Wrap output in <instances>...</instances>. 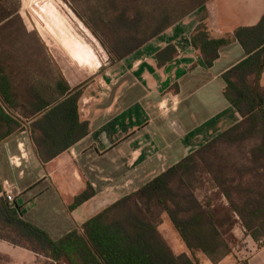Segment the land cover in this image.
<instances>
[{
  "label": "trees",
  "instance_id": "1",
  "mask_svg": "<svg viewBox=\"0 0 264 264\" xmlns=\"http://www.w3.org/2000/svg\"><path fill=\"white\" fill-rule=\"evenodd\" d=\"M210 0H71L92 27L104 35L114 62L121 61L168 28L203 8ZM21 0H0V141L28 130L36 152L47 163L89 134L82 120L86 85L72 88L46 56L24 43ZM27 35L30 34L28 31ZM238 41L247 57L228 70L224 94L242 120L177 164L97 215L81 229L60 239L26 221L23 207L11 204L0 180V241L27 249L45 264H202L196 252L213 264L234 255L240 240L234 229L241 222L246 235L264 244V16L253 27L216 37L208 21L191 37L193 46L212 67L219 52ZM43 51V50H42ZM176 47L156 54L158 66L173 61ZM254 142L243 164L232 160L230 147ZM256 173V181L247 179ZM259 175V176H258ZM204 190L205 200L198 196ZM88 188L71 209L95 195ZM212 194V195H211ZM226 199V203L219 200ZM166 215L191 255H176L159 228ZM11 259L0 253V261Z\"/></svg>",
  "mask_w": 264,
  "mask_h": 264
},
{
  "label": "crops",
  "instance_id": "2",
  "mask_svg": "<svg viewBox=\"0 0 264 264\" xmlns=\"http://www.w3.org/2000/svg\"><path fill=\"white\" fill-rule=\"evenodd\" d=\"M263 16L264 0H210L113 62L101 79L84 88L80 112L90 124L89 134L50 162H42L27 129L0 141V180L17 187L24 219L60 239L238 124L242 117L224 94L223 75L247 57L244 48L231 42L209 67L191 37L203 21L221 37L256 26ZM170 44L178 54L159 67L156 54ZM13 156L20 158V167L11 164ZM88 188L95 195L71 209ZM163 219L180 247L174 249L164 236L174 253L188 254L171 221L166 215ZM237 227L234 233L246 246L218 264H264V244L258 246L243 226ZM0 253L12 264H36L39 258L5 241H0ZM197 257L202 264H213L202 253Z\"/></svg>",
  "mask_w": 264,
  "mask_h": 264
},
{
  "label": "rangeland",
  "instance_id": "3",
  "mask_svg": "<svg viewBox=\"0 0 264 264\" xmlns=\"http://www.w3.org/2000/svg\"><path fill=\"white\" fill-rule=\"evenodd\" d=\"M14 1L15 0H10L11 3ZM49 5H51V8L53 7L52 10L54 14L58 15L60 22L63 24V31L54 24L53 29H50L42 20V17L47 19L44 8H48ZM20 13L26 30L30 33L28 35L26 34L27 31L23 33V40L26 46H28L31 52L40 56V58L45 55L52 66L56 68L51 59L53 58L60 67V74L69 81L68 83H70L72 88L95 83L97 78H102L101 75L103 70L110 67L114 62L105 36L94 33L88 21L74 8L71 0H21ZM70 40L80 42L86 47L91 48L96 54L98 60L97 64L94 65L93 62L91 65L86 64L81 58L84 56L82 51L78 50ZM90 66H92V68ZM253 144L254 142L250 141L242 148L234 146L228 148L226 152L233 154L232 160L239 161L244 165L249 164L248 161L243 160V157H245L247 150L253 146ZM260 174L264 175V171H261ZM256 175V173L250 174L247 179L251 182H255ZM198 196L202 200H205V191L199 190ZM216 201L227 202L223 197H220L219 200L216 198ZM238 225L241 227V222ZM159 230L163 236L168 238L169 243L174 249L177 250L180 248L170 230L166 228L164 219ZM238 234L239 237H242L240 231H238ZM249 237L252 238L251 236ZM244 246H246V243L244 239H242L240 240V244L236 247L234 255H236V252L242 251ZM199 253L200 252H196V255ZM188 254L191 255L190 252H188ZM246 255V253L243 254V256ZM45 263H47L46 259L39 257L36 264ZM0 264H8V262L5 259L0 261Z\"/></svg>",
  "mask_w": 264,
  "mask_h": 264
},
{
  "label": "bare ground",
  "instance_id": "4",
  "mask_svg": "<svg viewBox=\"0 0 264 264\" xmlns=\"http://www.w3.org/2000/svg\"><path fill=\"white\" fill-rule=\"evenodd\" d=\"M51 5H52V3H51ZM51 5H49L48 8H44V13H45V16L47 17V19L45 17L41 16L42 20L47 24V26L50 29H53V24H54L57 27H59L61 31H63L64 30L63 24L60 22L58 15L54 14V12L52 10L53 7L51 8ZM71 43H73L78 50L82 51V53L85 57L83 56L81 58L83 59V61L86 64L91 65L92 62L94 63V65L97 64L98 60H97L96 54L94 53L93 50H91V48L86 47L85 45H83L80 42H77V41L75 42L74 40H72ZM90 67L92 68V66H90Z\"/></svg>",
  "mask_w": 264,
  "mask_h": 264
},
{
  "label": "built area",
  "instance_id": "5",
  "mask_svg": "<svg viewBox=\"0 0 264 264\" xmlns=\"http://www.w3.org/2000/svg\"><path fill=\"white\" fill-rule=\"evenodd\" d=\"M10 162L15 167H20L21 165L20 158H17L15 156L10 158ZM1 195L5 196L11 204H14L17 196V187L14 184L9 183L8 181H5L3 183V192Z\"/></svg>",
  "mask_w": 264,
  "mask_h": 264
},
{
  "label": "water",
  "instance_id": "6",
  "mask_svg": "<svg viewBox=\"0 0 264 264\" xmlns=\"http://www.w3.org/2000/svg\"><path fill=\"white\" fill-rule=\"evenodd\" d=\"M51 59H52L54 65H55L56 69L61 72L60 67L58 66V64L54 61L53 58H51Z\"/></svg>",
  "mask_w": 264,
  "mask_h": 264
}]
</instances>
